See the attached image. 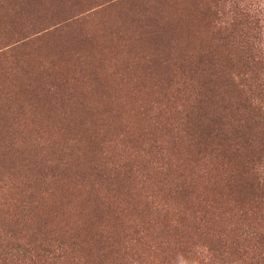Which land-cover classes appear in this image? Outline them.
I'll return each instance as SVG.
<instances>
[{
    "label": "rangeland",
    "instance_id": "374dc122",
    "mask_svg": "<svg viewBox=\"0 0 264 264\" xmlns=\"http://www.w3.org/2000/svg\"><path fill=\"white\" fill-rule=\"evenodd\" d=\"M202 4L0 0V209L31 206V221L77 252L63 264H95L73 242L98 237L131 239L159 263L149 246L184 234L198 252L185 264H218L196 212L221 177L180 126L181 72L215 44Z\"/></svg>",
    "mask_w": 264,
    "mask_h": 264
},
{
    "label": "trees",
    "instance_id": "16d2710c",
    "mask_svg": "<svg viewBox=\"0 0 264 264\" xmlns=\"http://www.w3.org/2000/svg\"><path fill=\"white\" fill-rule=\"evenodd\" d=\"M203 2L199 14L212 26L215 44L208 53L190 56L181 72L180 126L198 156L209 160L210 173L221 177L222 193L213 202L202 200L206 211L196 212V235L210 239L205 251L218 264H264V0ZM0 212L2 264H63L77 253L31 221V206L16 214L8 208ZM101 239L73 242V248L93 250L95 264H166L174 251L185 264L198 253L187 234L173 245L164 240L149 246L164 254L166 262L159 263L143 259L131 239L120 246Z\"/></svg>",
    "mask_w": 264,
    "mask_h": 264
}]
</instances>
